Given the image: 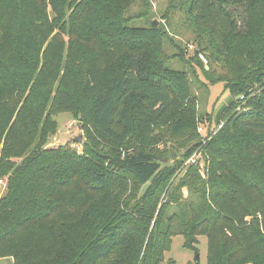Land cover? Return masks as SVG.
<instances>
[{
  "label": "trees",
  "instance_id": "obj_1",
  "mask_svg": "<svg viewBox=\"0 0 264 264\" xmlns=\"http://www.w3.org/2000/svg\"><path fill=\"white\" fill-rule=\"evenodd\" d=\"M181 1L200 48L195 58L208 51L226 69L218 77L204 67V78L224 82L236 97L204 141L193 137V120L168 123L177 103L194 108L188 76L165 65L162 30L127 24L131 0H0V259L162 264L168 240L181 235L185 247L206 238V264H264V0ZM229 5L243 9L240 24ZM238 99L244 107L234 112ZM47 108L80 115L114 149L141 127L165 124L193 144L187 158L204 152L207 179L197 177L196 197L156 210L181 164L162 167L147 148L120 157L101 147L92 163L68 144L47 147ZM125 179L132 196L123 213ZM134 231L141 239L130 251Z\"/></svg>",
  "mask_w": 264,
  "mask_h": 264
},
{
  "label": "rangeland",
  "instance_id": "obj_2",
  "mask_svg": "<svg viewBox=\"0 0 264 264\" xmlns=\"http://www.w3.org/2000/svg\"><path fill=\"white\" fill-rule=\"evenodd\" d=\"M228 8H232L235 11L238 17V24H240L243 9L233 7L232 5H229ZM125 18L128 25L136 26H147L155 21L157 23L156 27L164 32L161 47L163 56L166 58L165 65L170 69L186 72L190 89V101L193 102L194 107L191 110L189 108L190 105L177 103L176 110L169 118L168 123L181 124L185 121L193 120L195 125L194 134L192 133L193 137H196V141L201 139L204 141L203 136L205 131L210 127L215 128V118L221 109L224 107L228 108L230 102L236 99L226 89L225 84H223L224 82H210L203 76L204 67L212 69L218 77L224 75L226 69L223 63L211 62L208 58V51L201 52L205 62L198 55L197 59L201 64L197 61L194 51H198L200 48L197 44L196 32L189 19L190 16L187 14L185 5L181 0H131L129 8L125 12ZM180 50H182L183 55L182 57H177ZM239 99L242 100V97ZM239 99L236 101L234 112H240L244 107V104L239 103ZM45 114L50 115L52 123L48 144L60 139L62 144L67 143L69 149L83 160L98 163L99 157L95 151H102L100 150L102 148L106 149V152L114 150L120 157L133 154L140 148H147L157 155L162 167H179L181 164L180 169L176 170L168 183L160 190L158 199L155 201L156 210L161 209L162 202L165 203V210L167 207L176 209L181 203L188 201L190 193L196 197V192L201 191L203 186L197 180V177L203 180L207 179L206 171L209 161L204 152L200 149L187 158V149L191 148L193 144L187 145L185 140L173 136L165 124L158 127L153 124L141 127L137 130L135 138L124 148L114 149V147L107 144V142L103 141L93 132L89 127V122L81 118L80 115L75 116L72 111L63 108H54L51 111L47 108ZM228 117L226 116V118ZM209 120L212 121L211 124L207 123ZM73 130L82 132L85 145L72 141L71 143L65 138L64 134ZM105 166L108 167V163ZM188 172L189 176L186 175ZM118 175L121 176L120 174ZM125 180L127 181V191L117 202L119 204V211L123 213L127 211V202L132 196L130 180ZM5 187L6 178H1L0 198L5 194ZM169 189L171 192L164 199V195ZM149 229L147 236L151 233L152 227ZM135 233V231L130 233L127 239V242L132 244V246L128 247L130 251L136 250L141 239H138L137 235H140ZM143 237H145V234ZM183 243L184 239L181 235H175L168 240L167 245H169V248L164 252L162 264H165L169 260H172L174 264H206L207 241L205 237L195 236L194 242L187 247ZM196 256L198 257L197 262L195 260ZM0 264H11V260L0 259Z\"/></svg>",
  "mask_w": 264,
  "mask_h": 264
},
{
  "label": "water",
  "instance_id": "obj_3",
  "mask_svg": "<svg viewBox=\"0 0 264 264\" xmlns=\"http://www.w3.org/2000/svg\"><path fill=\"white\" fill-rule=\"evenodd\" d=\"M151 25L153 26V27H156L157 26V23L155 22V21H153L152 23H151ZM64 136H65V138L69 141V142H75V143H78V144H81V143H83V134H82V132H80V131H75V130H73V131H71V132H68V133H65L64 134ZM71 142V143H72ZM67 144V143H66ZM66 144H62L61 142H60V139H58L57 141L56 140H54L52 143H50V144H48V147H50V148H54V147H58V146H64V145H66ZM195 260H196V262L198 261V257L196 256V258H195Z\"/></svg>",
  "mask_w": 264,
  "mask_h": 264
},
{
  "label": "built area",
  "instance_id": "obj_4",
  "mask_svg": "<svg viewBox=\"0 0 264 264\" xmlns=\"http://www.w3.org/2000/svg\"><path fill=\"white\" fill-rule=\"evenodd\" d=\"M198 57H199L203 62H205V60H204L202 54H198ZM221 126H222V124H220V125L218 126L217 130H218L219 128H221Z\"/></svg>",
  "mask_w": 264,
  "mask_h": 264
}]
</instances>
